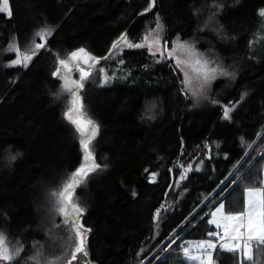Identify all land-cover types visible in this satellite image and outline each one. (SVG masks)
<instances>
[{
  "label": "trees",
  "instance_id": "obj_1",
  "mask_svg": "<svg viewBox=\"0 0 264 264\" xmlns=\"http://www.w3.org/2000/svg\"><path fill=\"white\" fill-rule=\"evenodd\" d=\"M149 3L9 0L12 16L0 12V227L24 245L19 264H34L28 261L36 251L34 242L43 245L46 255L63 252L65 229L35 225L36 204L44 184L70 176L83 163L79 135L64 117V101L54 100L60 86L49 74L54 54L84 47L102 57L121 33L140 42L157 15L165 24L169 48L176 36H195L226 61L233 60L236 76L228 90V81L215 82L216 101L234 104L242 93L248 95L233 118L225 119L218 103L201 102L203 107L197 109L192 96L180 91L182 73L168 63L154 64L146 48H125L120 56L124 65L116 59L101 61L109 75L130 71L131 76L104 86L95 77L82 91L86 108L100 122L95 159L107 167L85 189L76 190L86 209L82 222L92 230L89 257L78 254L79 264L85 259L89 264H192L183 259L179 245L206 239L207 232L216 230L206 215L216 193L243 176L224 199L236 197L245 187L259 186L264 177V48L255 53L260 47L249 45L264 0H155L153 10L143 15ZM220 4L222 9L214 6ZM45 25L56 28L47 47L27 68L10 65L14 55L4 54L5 48L14 39L21 51L30 48V38L41 41L35 33ZM16 153L19 156L10 161L9 155ZM188 164L192 171L180 181L181 165ZM171 173L174 182L164 198ZM161 205L155 223L153 215ZM182 222L184 231L178 227ZM173 229L182 240L161 253L175 237ZM214 255L218 264H241L239 253L218 250ZM243 264H264V249L253 248V259L243 258Z\"/></svg>",
  "mask_w": 264,
  "mask_h": 264
},
{
  "label": "snow or ice",
  "instance_id": "obj_2",
  "mask_svg": "<svg viewBox=\"0 0 264 264\" xmlns=\"http://www.w3.org/2000/svg\"><path fill=\"white\" fill-rule=\"evenodd\" d=\"M236 2L239 3V0H236ZM154 6L155 0H150L144 12H149ZM214 6L218 9L223 8L222 4ZM0 12L7 13L9 17L12 16L9 0H0ZM258 14L264 18V9H260ZM55 30V27L47 25L39 28L35 36L43 42L37 43L34 39L32 46L24 51H21L14 39L6 49V51H14L16 53V58L10 61V65H22L27 68L40 50L47 47V39L53 35ZM164 31V26L157 15L155 28L149 29L140 42L131 41L127 32L121 33L113 41L106 56H94L84 47L67 53L63 58L59 53L55 54V71L51 73V76L62 81L61 93L68 94L69 99L64 117L75 126L76 131L80 134L79 143L84 153V162L70 174L60 188L49 193L52 199L53 211L58 216L63 217L62 224H53V228L59 229L63 227L66 231L63 252L60 255H46L43 251V245H39V242H34L33 247L36 251L28 257L29 262H34V264H73V261H77V264H79L78 254L84 258L89 257L87 238L92 230L86 228L82 222V216L86 209L79 203L75 192L84 185L91 174L102 170L101 165L96 163L93 149V141L99 134L100 125L87 114L82 96L86 83L90 81L93 75L92 69L94 66L99 65L101 61L113 59H116L119 65H124L125 61L120 56L125 48H146L151 57L154 58V64L168 63L173 71L182 73L180 91L185 93L186 96L191 95L197 99L201 97L207 98L205 96L207 86L217 76L235 78V73L227 71L220 64L203 56L196 50L194 44L177 38V40L172 41V46L169 48L168 41L163 35ZM253 42L264 46V23L259 26L258 38L250 41V45ZM82 65H86L87 68ZM148 67V65L144 66L145 69ZM74 70L79 72V79L72 77ZM99 74L101 76V86L107 85L113 80L128 79L131 76L130 71L125 76H118L115 72L109 75L107 69L104 68L99 69ZM54 95L59 98L60 93H55ZM247 95V92L242 93L240 101H243ZM240 101L236 103L238 104ZM212 103L215 104L218 101L213 100ZM234 107L235 105L224 106L223 117L225 119H231L230 113ZM241 142H244L243 137H241ZM17 156H19V153L10 154V161H14ZM200 164H203V160L200 161ZM104 167L107 166L105 165ZM181 167L183 171L180 173L179 180L184 181L187 179L188 173L192 171V165L188 164L187 167L181 165ZM199 169L200 165H197V171ZM156 175L157 173H152L153 178ZM243 178V176H237L236 179L231 180L230 185L225 184L224 181L220 182V184H225V186L216 193V197L209 205L212 210L206 214L211 217L207 221L208 224L214 225L217 230L207 232L206 239L183 241L179 247L185 261H190L192 264H216V256L214 254L219 250L220 252L239 253L242 258L241 264H243V258L253 259L252 242H255L257 249H264V179L258 180L259 186L245 187L243 189V210L226 211V205L223 202L225 193L230 190V186L239 183ZM177 186H179V182H177ZM217 188H220L219 184ZM205 199L207 200L208 198L205 197ZM163 209V205L156 209L154 219L159 221L160 213ZM185 220L190 223L189 218H185ZM178 227L181 231H184L185 224L182 222ZM172 232L176 233L175 237L171 239V242L166 247L160 249L161 253H167L178 240H182V236L176 232V229H173ZM23 251L24 245L22 243H18V246L14 248L9 247L5 234L0 232V264H19V257ZM143 251L141 249V252ZM137 255H140V253H137ZM155 259L162 261L163 256L157 255ZM84 264H89V261L85 259ZM140 264H143V261Z\"/></svg>",
  "mask_w": 264,
  "mask_h": 264
},
{
  "label": "rangeland",
  "instance_id": "obj_3",
  "mask_svg": "<svg viewBox=\"0 0 264 264\" xmlns=\"http://www.w3.org/2000/svg\"><path fill=\"white\" fill-rule=\"evenodd\" d=\"M261 9H264V7L261 8ZM160 20H161V23L163 24L164 29H165V24H164L163 20L162 19H160ZM261 23H264V18H262V17H260V21H259L256 29L254 30V36H253V38L252 37L249 38L250 41H254V38H258L259 26L261 25ZM153 28H155V26ZM163 35L165 37V31H164V34ZM177 38H179L182 41H187V42H189L191 44H194L196 50L199 53L203 54V56L207 57L209 60L215 61V63H217V64H220L227 71H229L231 73H235L233 60H230V61L227 60L226 61L224 57L220 56L218 53H215V51L213 50V46L211 44H209L207 42L199 41L198 40V37H195V36L194 37H191V38H188V39H182L181 37L176 36L173 39V41L177 40ZM34 39L36 41V38L35 37H31L29 43L32 44V42H33ZM40 42L41 41H38L37 43H40ZM249 45H250V43H249ZM250 47L253 48V49H256L257 47H260V48H258V49L255 50V53H261V51H259V49L264 48V46H262L260 43H255V42H253L250 45ZM7 48H8V46L5 48L4 54H13L14 57L12 59H15L16 58V53L14 51H6ZM59 54H60V56L62 58L65 56V54H62V53H59ZM53 59H54V61H53V64H52L51 69H50V72H49L50 75H51V73L53 71H55V63H56L55 54H54ZM248 59H250V58H248ZM10 61H9V63H10ZM102 62H104V61H102ZM103 65H105V63H100L96 67H93V69H92L93 75L90 78V81L87 82V83L94 82L95 77H98L97 78L98 80L96 82H97L98 85H101L100 84L101 76L99 74V69L100 68H104ZM83 67L87 68L86 66H83ZM189 71H191V70H189ZM72 75L75 78L79 79V72L78 71L75 70L72 73ZM235 76H236V74H235ZM221 79L224 80L225 82L228 81L227 90L229 89V86H230L229 83L233 80V78L231 76H217V78L215 80H212L211 83L207 86V89L205 91V96L207 97L206 99L204 97H201L199 99L192 97L193 100L198 104L197 107H196L197 109H200V108L203 107L201 102H207V103H209V102H212L213 100H215L214 91H213L214 84H215V82H217L218 80L220 81ZM87 83H86V85H87ZM61 86L62 85H60L58 87V89L55 91V93H60V96L58 98L56 95H54V100L55 101H64L63 106H64V112H65L66 111V108H67V101H68L69 97H68V94L67 93H61ZM82 96H85V94H82ZM83 103H84V97H83ZM218 104H220V106H223V108H224L225 105H229V106L235 105V107L233 108V111L230 113V115H231L232 118H233V115H234L235 111L238 109V107L240 105V103H238V104L237 103H234L233 104V103H231V101H229L228 103H225L224 101H218ZM84 105H85V109L87 111V114L93 120H95L98 124H100L99 120L96 117H93L89 113L88 109L86 108V104L85 103H84ZM200 111H202V110H200ZM68 125H70L73 128V130H74V132H75L76 135H79V137L78 136L77 137L80 140V138H81L80 137V134L76 131V129L73 127V125H71L70 123H68ZM97 140H98V135L96 136V139L93 141L94 154L96 153V143H97ZM101 168H102L101 171H98L97 173L91 174L90 177L87 179V181L84 183V185L82 187L78 188V189H85L87 187V183H88V181L90 179L96 178L97 176H99L100 174H102L105 171L104 169H106V167L104 168L103 166H101ZM68 178H69V176H67L66 178L64 176H62V177L56 179L55 181H54V179L53 180L51 179L49 183H47L46 185L45 184L43 185V187H42V193H41L42 195L40 197V201H38V203L36 204V212L37 213H36V217H35V220H34V222H35L34 224L37 225V226H39V228L45 229V230H47V229H53V224H62L63 217L62 216H58L53 211L52 199L49 196V193L52 192L55 189L60 188L61 185H62V183L64 181H66ZM78 195L79 194L76 191L75 192V196L78 197L79 203L83 207V202L84 201ZM241 199H242V202L237 197H235L234 194H230L228 196V198H226V199L223 200V202L226 205V211H230V209H232V208H233V211H241V210H243V198H242V196H241ZM210 218L211 217L209 215V218L208 219H210ZM0 232H3L5 234V236L7 238V243H8V246L9 247L14 248V247L18 246L17 238L15 236H13L9 231H7L3 227H0Z\"/></svg>",
  "mask_w": 264,
  "mask_h": 264
},
{
  "label": "water",
  "instance_id": "obj_4",
  "mask_svg": "<svg viewBox=\"0 0 264 264\" xmlns=\"http://www.w3.org/2000/svg\"><path fill=\"white\" fill-rule=\"evenodd\" d=\"M152 10H153V9H151L149 12H145L143 15H146V14L150 13ZM41 42H43V41H41ZM108 52H109V51H108ZM108 52H107L104 56H106V55L108 54ZM85 66H86V65H85ZM83 156H84V155H83ZM173 182H174V176H173V174L171 173V179H170V182H169V184H168V186H167V188H166V190H165V192H164V198H167L168 193L170 192V189H171V187H172V185H173ZM159 208H160V207H159ZM154 216H155V212H154V215H153V221L156 223L157 220L154 219Z\"/></svg>",
  "mask_w": 264,
  "mask_h": 264
},
{
  "label": "flooded vegetation",
  "instance_id": "obj_5",
  "mask_svg": "<svg viewBox=\"0 0 264 264\" xmlns=\"http://www.w3.org/2000/svg\"><path fill=\"white\" fill-rule=\"evenodd\" d=\"M74 72V71H73ZM72 77L74 78V79H77V78H75L73 75H72ZM54 78V80H56L58 83H59V85H62V81L61 80H59L58 78H56V77H53ZM67 120V119H66ZM68 123H70L69 121H67ZM71 124V123H70ZM72 125V124H71ZM73 127L75 128V126L73 125ZM96 160V159H95ZM84 162V161H83Z\"/></svg>",
  "mask_w": 264,
  "mask_h": 264
},
{
  "label": "crops",
  "instance_id": "obj_6",
  "mask_svg": "<svg viewBox=\"0 0 264 264\" xmlns=\"http://www.w3.org/2000/svg\"><path fill=\"white\" fill-rule=\"evenodd\" d=\"M263 179H264V177H263ZM241 196H242V198L244 197V193H243V191H241L240 194L236 196V197H238V199L242 202ZM230 211H233V208L230 209Z\"/></svg>",
  "mask_w": 264,
  "mask_h": 264
},
{
  "label": "built area",
  "instance_id": "obj_7",
  "mask_svg": "<svg viewBox=\"0 0 264 264\" xmlns=\"http://www.w3.org/2000/svg\"><path fill=\"white\" fill-rule=\"evenodd\" d=\"M253 243V248H255L256 246H255V242H252ZM216 264H218L217 262H216Z\"/></svg>",
  "mask_w": 264,
  "mask_h": 264
}]
</instances>
